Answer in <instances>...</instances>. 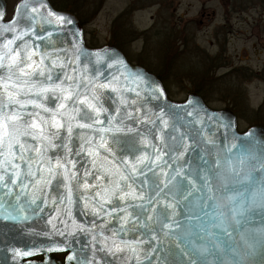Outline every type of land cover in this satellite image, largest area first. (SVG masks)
Returning <instances> with one entry per match:
<instances>
[{
  "label": "water",
  "instance_id": "1",
  "mask_svg": "<svg viewBox=\"0 0 264 264\" xmlns=\"http://www.w3.org/2000/svg\"><path fill=\"white\" fill-rule=\"evenodd\" d=\"M19 36L23 38L16 39ZM8 40L15 41L8 45L9 49L24 51L26 44V51L35 53L32 57L36 62L34 68L44 69L45 76L50 71L53 77L52 81H46L43 76L34 77V80L47 84L64 81L67 84L71 81L66 77L71 76L80 82L79 92L84 95L95 93L98 99L94 103L106 110L99 116L104 123L76 132L93 138L94 145L100 142L101 137L107 140L114 155L99 148L100 158L108 156L109 160H115L123 174L132 177L128 181H120L125 191H131L128 184L137 195L140 191L150 195L157 191V185L162 190L151 204L147 199L139 200L132 196L124 201L109 197L112 202L100 208L99 198L93 199L100 189L85 191L80 187L85 179L84 171L91 168V158L84 153L75 155L83 141L74 132L69 143L73 153L68 158L77 161L76 179L67 181L58 176L50 185H45L34 166L35 177L22 174L12 184L9 182L14 178L11 177V169L0 173L4 175L0 184H6L0 187V204L3 205L0 207V264H203L204 261L221 264V260L224 264H234L237 258L232 253L223 251L209 255L197 249L211 246L209 231L219 239H228L219 228L211 225L219 223L215 219L219 211H227L222 207L227 202L221 194L244 187L236 180L252 171L247 154L257 158L264 156V124H253L241 131L238 115L233 109L213 108L195 91L189 92L182 101L173 100L157 74L131 62L116 44L89 46L78 15L56 7L51 0H18L11 17L8 16V0H0V56L7 52L4 45ZM0 75L6 77L8 72L0 69ZM104 83H109L110 87L92 89L93 84ZM28 98L36 99L49 108L59 104L52 99L25 97ZM26 111L40 112L45 117L49 115L32 106ZM165 120L167 125L162 122ZM61 135H64L63 130ZM28 142L37 143L30 139ZM161 152L165 155L153 165L152 160ZM56 153L67 154L63 148H57ZM47 154L53 153L49 150ZM145 154L150 159L143 164L138 163L137 158ZM124 159L128 160V165L122 163ZM213 159L220 160L222 176L232 183L223 190L212 175L213 191L210 193L199 177L204 174L203 170L211 167ZM229 159L231 165L226 163ZM241 159L245 161L243 164L239 162ZM132 164L142 169L144 175L133 174ZM229 167L239 171L240 176L230 175ZM105 168L108 176L101 170L97 174L105 176L103 180L88 176V182L111 188L109 179H119V176L113 175L116 171L113 165L106 164ZM27 171L26 167L22 168V173ZM183 176L195 181V186L187 189L192 192L187 201L177 192ZM66 184L71 187V202ZM213 196L214 199L209 198ZM167 204L175 207L167 209L169 216L165 220L163 213ZM113 208L117 211L112 212ZM128 213L139 214L140 222L135 227L134 216H130L127 223L121 220ZM147 216L153 219H145ZM223 220L224 226L233 223L227 217ZM161 221L173 223L174 228L162 227ZM174 222L179 226L176 227ZM253 226H264L260 224L259 216L255 217V225L243 221L234 224L232 239L239 245L241 236ZM137 240L144 242L137 244ZM117 245L123 251H116ZM61 253H66L64 259L55 255ZM39 255H43L42 260L31 259ZM239 258L242 264H264V249L259 244L251 253L246 247L241 248Z\"/></svg>",
  "mask_w": 264,
  "mask_h": 264
},
{
  "label": "snow or ice",
  "instance_id": "2",
  "mask_svg": "<svg viewBox=\"0 0 264 264\" xmlns=\"http://www.w3.org/2000/svg\"><path fill=\"white\" fill-rule=\"evenodd\" d=\"M57 19L62 20L63 18L58 17ZM22 38L23 36L16 37V39ZM14 42V40H8L4 45L7 52L3 56H0V69H6L8 72L6 77L0 75V173H7L11 169V177L14 178H10L9 182L12 184H15L22 174L35 177L36 173L32 171L34 166L39 171L40 180L45 185H50L58 176H62L67 181L76 179L78 175V172L75 170L77 161L68 158L73 153V149L69 147V143L73 139V133L78 129H93L95 124H103L104 121L100 120L99 116L102 111L106 110L94 103L98 99L94 92L92 95H84L79 92L81 84L71 76L66 77L67 81H71V83L67 84L64 81L47 84L38 79L34 80V77L43 76L46 81H52L53 77L50 71L45 76L44 69L34 68L36 62L32 57L35 53L26 51V44L23 46L24 51L20 48L9 49L8 45L14 44ZM5 60L8 62L5 63ZM40 63H43V60ZM53 66H55V62H53ZM57 79L59 80V77ZM97 87L109 88L110 84L92 85L93 90ZM48 94L51 95L49 96ZM30 96L52 99L53 101H59V104H54L52 108H49L38 103L36 99H25V97ZM29 106L40 108L43 112L49 113V115L45 117L40 112L26 111ZM112 119L114 120L115 117H112ZM162 122L167 125L166 120ZM109 123H111V120ZM62 130L64 135H61ZM100 131H108V129H100ZM76 135L83 143L78 145L79 150L75 152V155L79 156L81 153H84L91 158V168L84 171L83 177L85 179L80 187L85 191L91 188L100 189L93 196V199L99 198L100 208H103L105 203L112 202L109 197H115L117 200L124 201L128 196H132L134 199H147L148 203L151 204L154 197L159 195V192L162 190L159 189V185H157V191L150 195H146L144 191H140L137 195L136 190L132 188L131 184L127 185V188L131 189V191H125L121 187L120 181H128L132 177L123 174L120 165L116 164L115 160H109L108 156L100 158L99 148H104L105 151L114 155L107 140L101 137L100 142L94 145L93 138L80 135L79 132H76ZM29 139L37 143L30 144L28 142ZM55 141H59V143H55ZM57 148L65 149L67 154L58 155L56 153ZM49 150L52 151V155L47 154ZM156 151L159 152V149H156ZM30 153L34 155H30ZM163 155L165 153H159L156 159L152 160V164L155 165L157 161L162 159ZM247 158L252 165V171L247 176L236 180L237 184H243L244 187L242 189H234L227 194H221L222 199L227 202L222 207L226 208L227 211H219V215L215 217L219 223L211 225L212 228H219L228 239H219L215 233L209 231L208 236L210 237L211 246L197 249V251L208 253L209 255H217L223 251L232 253L237 258L234 264H242V260L239 258L241 248L246 247L248 252L251 253L255 250L256 245L259 244L264 249V226H253L247 229L244 235L241 236L239 245L232 239L234 224H241L243 221V223L255 225V217L259 216L260 224L264 225V156L257 158L249 153L247 154ZM148 159L150 158L145 154L138 157L137 162L143 164ZM239 162L243 164L245 161L241 159ZM122 163L128 165L129 162L124 159ZM226 163L231 165V160L229 159ZM106 164H111L115 167L116 171L113 175L119 176V179H109V183L112 185L111 188L102 187L98 183L90 184L86 179L88 176H94L97 181H100L109 175L108 170L105 168ZM204 164L207 165L208 161L205 160ZM23 167L28 169L26 173H22ZM81 167H83V164ZM220 169V160L213 159L211 167L203 170L204 174L199 177L204 181L210 193L213 191V185L210 183L212 175L219 181L220 187L223 190H227L232 183L229 179L222 176ZM101 170L105 171V176L97 174ZM131 171L133 174L144 175L143 170L137 169L135 164L131 165ZM45 172H47L46 176L44 175ZM229 174L234 177L240 176V172L234 167H229ZM177 175L181 174L177 173ZM3 180L4 175L0 174V181ZM40 180L37 182L39 183ZM4 186L6 184H0V187ZM194 186L195 181L190 180L187 176H183L182 182L177 186L178 195L187 201L192 195V192L187 189ZM65 187L68 188V199L71 202V187L67 184ZM209 198L214 199V196ZM204 206L207 207V204ZM0 207H3V205L0 204ZM138 207L143 211H147L143 205H139ZM174 207L173 204L165 206L163 213L165 220L169 216L167 209ZM98 211L99 209H97ZM111 211L116 212L117 209L113 208ZM119 211L126 212L127 210L119 209ZM130 216H134L133 227H135V224L140 222L139 214L128 213L126 216L121 217V220L127 223ZM224 217H227L233 223L224 226ZM145 219L151 220L153 217L147 216ZM174 223L176 227L179 226L178 222ZM161 226L169 230L174 228L173 223H164L163 221H161ZM121 227L123 228V225ZM143 242L142 240L135 241L137 244ZM116 251H123V249L117 245ZM132 251H135V249L133 248ZM26 254L31 255L32 253ZM203 264H207V261H204ZM221 264H224L223 260H221Z\"/></svg>",
  "mask_w": 264,
  "mask_h": 264
},
{
  "label": "rangeland",
  "instance_id": "3",
  "mask_svg": "<svg viewBox=\"0 0 264 264\" xmlns=\"http://www.w3.org/2000/svg\"><path fill=\"white\" fill-rule=\"evenodd\" d=\"M17 1L8 0L9 17ZM153 2L105 0L97 16L84 25L86 41L96 46L109 43L118 29L113 27L116 17L136 6L137 10L124 14L119 24L125 48L130 58L165 76L173 100L186 99L195 84L213 82L202 88L211 107L233 106L239 115L244 114L241 130L264 124V0H243L239 11H229L228 18L221 0H165L159 6ZM159 9L165 19L175 12L184 15L182 21L178 15L177 22H173L189 27L188 48L170 52L156 40L152 26L157 21L154 13ZM213 9L215 17L209 22L205 18L202 24V12ZM260 71L261 76L257 73ZM258 106L261 110L256 112L254 108Z\"/></svg>",
  "mask_w": 264,
  "mask_h": 264
},
{
  "label": "flooded vegetation",
  "instance_id": "4",
  "mask_svg": "<svg viewBox=\"0 0 264 264\" xmlns=\"http://www.w3.org/2000/svg\"><path fill=\"white\" fill-rule=\"evenodd\" d=\"M164 1L165 0H154L153 3H155L157 6H159V5H162L161 3ZM212 1L218 2L220 0H212ZM242 1L243 0H221V2L225 6V10L227 11V13H226L227 18L229 17V11H231L232 14L239 11V5H240V3H242ZM130 10L132 11V14H133L134 11L137 10V8H136V6H133V8H131ZM178 15L180 16V19L182 21V19L184 18V15L178 14V12H175L173 15H169L168 16L169 20H168V18L165 19L162 17L161 9H159V12L154 13V18L157 19L155 25L152 26V31L154 33V37L156 38V40L158 42H160V45L167 47L166 49L170 52H172V51L175 52L176 50L178 51L181 49H186V48H188V45L190 43V38H189V34H188V30H189L188 28L189 27L182 26V23L178 24V23L173 22L174 20L177 22ZM215 15H216L215 9H213L211 12H202V16L204 19H202L200 21L203 24L205 18H207V22H209L215 17ZM188 20H190V19H188ZM190 22H192V21H190ZM190 22H187V23L190 24ZM144 32H147V31H144ZM141 35H142V38L146 40V38H144V35L143 34H141ZM124 51H125L127 57L129 58V60L131 62L138 63L135 60H133L132 58H130V53L126 50V48ZM141 52H142V49L138 53L140 54ZM219 53L222 54L221 51ZM258 60H259V58H258ZM263 66H264V63H263ZM226 67L230 68L233 66L227 65ZM154 73H156V72H154ZM257 73L259 74V76L262 75L261 71L257 72ZM156 74L161 78V75L159 73H156ZM254 110H256V112H259L261 110V107L258 106L256 108H254ZM65 256H66V253L65 254H56V257L58 259H64ZM31 259L42 260L43 255L34 256Z\"/></svg>",
  "mask_w": 264,
  "mask_h": 264
},
{
  "label": "trees",
  "instance_id": "5",
  "mask_svg": "<svg viewBox=\"0 0 264 264\" xmlns=\"http://www.w3.org/2000/svg\"><path fill=\"white\" fill-rule=\"evenodd\" d=\"M51 1L56 7L60 8V9H67V10L75 12L78 15V17L80 18L82 24H84V25L86 23L90 22L92 19H94L97 16L100 9L102 8L103 3L105 2V0H51ZM129 12L131 13V11H129V9H128L126 11H123L122 13H120L116 17V19L113 23V27H114V29L116 27L118 29L114 30L113 37L109 42V43H114V44L118 45L120 48H122L124 50H125V43H124L125 40L123 39V35L121 36V31L119 32V28H120L119 24L122 21L121 19L123 18L124 14H127ZM92 46H96V45H92ZM160 75H161V78L163 80H165V76L162 74H160ZM212 83L213 82L207 84V83L202 82V83L195 84L193 91H196L203 96L204 91L202 90V88L204 86L208 87ZM165 85H166V83H165ZM166 88H167V86H166ZM228 107H230V106H228ZM239 116L241 118H243L244 114L240 113Z\"/></svg>",
  "mask_w": 264,
  "mask_h": 264
}]
</instances>
